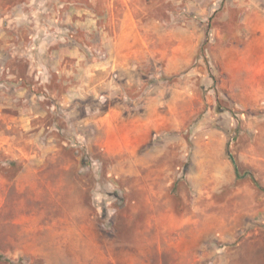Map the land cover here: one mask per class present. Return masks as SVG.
<instances>
[{"label":"rangeland","instance_id":"obj_1","mask_svg":"<svg viewBox=\"0 0 264 264\" xmlns=\"http://www.w3.org/2000/svg\"><path fill=\"white\" fill-rule=\"evenodd\" d=\"M143 8L147 56L64 85L42 38L35 79L0 75V264H264V0Z\"/></svg>","mask_w":264,"mask_h":264},{"label":"crops","instance_id":"obj_2","mask_svg":"<svg viewBox=\"0 0 264 264\" xmlns=\"http://www.w3.org/2000/svg\"><path fill=\"white\" fill-rule=\"evenodd\" d=\"M3 1L0 0V75L6 72L15 76L17 66L9 65V61L14 59L16 62H27V75L32 74L35 79L37 42L42 38L50 44L61 41L59 48L46 53L52 63L49 75L55 72L60 75L61 81V77L72 72L67 69L68 60H74L73 65L90 77L101 68L115 65L110 64V60L115 61L120 54H124L126 59L147 56L142 48V44H146L142 20L147 16L140 13L145 10L143 5L147 4V0H58L60 16L43 23L32 17L36 15V8L30 1L28 4L14 3L10 6ZM51 11H54V7ZM152 25L157 27L162 23L156 20ZM79 36L88 40L92 37L93 40L91 44L86 43L80 41ZM69 42L71 45L67 44ZM62 83L66 85L67 81L63 80ZM8 84L2 79L0 87L7 88ZM11 85L21 92L20 95L26 92L31 94V89L35 87L29 82L27 85L20 82ZM35 105L36 101L32 98L27 104L18 106L14 121L21 124L22 131L33 129Z\"/></svg>","mask_w":264,"mask_h":264},{"label":"trees","instance_id":"obj_3","mask_svg":"<svg viewBox=\"0 0 264 264\" xmlns=\"http://www.w3.org/2000/svg\"><path fill=\"white\" fill-rule=\"evenodd\" d=\"M232 162H233V164H234V167H235V173L237 174L238 172H237V168H236V164H235V162L232 160Z\"/></svg>","mask_w":264,"mask_h":264}]
</instances>
